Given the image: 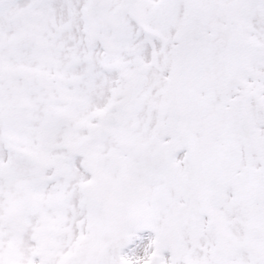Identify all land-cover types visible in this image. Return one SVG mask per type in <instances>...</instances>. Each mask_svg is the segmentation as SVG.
Listing matches in <instances>:
<instances>
[{
	"label": "snow or ice",
	"instance_id": "snow-or-ice-1",
	"mask_svg": "<svg viewBox=\"0 0 264 264\" xmlns=\"http://www.w3.org/2000/svg\"><path fill=\"white\" fill-rule=\"evenodd\" d=\"M0 264H264V0H0Z\"/></svg>",
	"mask_w": 264,
	"mask_h": 264
}]
</instances>
